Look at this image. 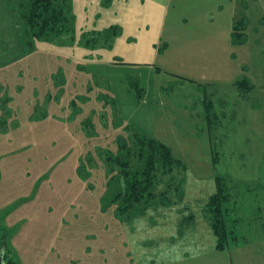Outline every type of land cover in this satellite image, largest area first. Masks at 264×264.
Wrapping results in <instances>:
<instances>
[{
	"label": "rangeland",
	"instance_id": "374dc122",
	"mask_svg": "<svg viewBox=\"0 0 264 264\" xmlns=\"http://www.w3.org/2000/svg\"><path fill=\"white\" fill-rule=\"evenodd\" d=\"M222 1L56 0L71 16L67 31L29 46L16 0H0L7 261L242 264L241 256H264V231L253 232L246 214L264 207V0H242L233 28ZM141 138L168 146L185 168L157 172L155 200L126 216L113 201L125 189L115 158L136 162ZM217 176L229 194L226 249L183 261L159 253L178 241L186 216L205 217ZM243 233L250 243L236 241ZM146 241L150 252L139 257L133 246Z\"/></svg>",
	"mask_w": 264,
	"mask_h": 264
},
{
	"label": "trees",
	"instance_id": "16d2710c",
	"mask_svg": "<svg viewBox=\"0 0 264 264\" xmlns=\"http://www.w3.org/2000/svg\"><path fill=\"white\" fill-rule=\"evenodd\" d=\"M16 2L21 9V18L30 31L29 46H32L33 40L47 39L62 34L67 31L66 27L71 23V16L66 7H62V3L57 5L56 0H16ZM238 23L234 24L233 39L237 33ZM238 85L247 86V80L239 81ZM138 145L141 149L136 155V162L133 158L131 159L133 156L122 159L116 156L115 158V167L120 166L123 170L125 189L117 194L113 201L117 205L118 213L126 216H130V210L136 206L145 204V208H148L155 200L156 195L153 190L156 185L157 172H172L174 168L183 167L170 148L156 140L141 138L138 139ZM222 180V177H216V191L209 197L202 211L217 237L219 249L228 246L229 236L233 232L225 220L226 212L223 206L228 201L229 194L222 185ZM1 251L5 254V264H12L7 261L6 250Z\"/></svg>",
	"mask_w": 264,
	"mask_h": 264
},
{
	"label": "crops",
	"instance_id": "0c3cea01",
	"mask_svg": "<svg viewBox=\"0 0 264 264\" xmlns=\"http://www.w3.org/2000/svg\"><path fill=\"white\" fill-rule=\"evenodd\" d=\"M225 2L228 3V7L225 9L224 15L227 17V21L232 23L231 26L233 28L234 19H236L238 15L242 12L241 9L242 0H225ZM238 82L239 81H237L236 84H238ZM144 213H147V211ZM246 214L249 216L250 219H252V221H254L253 222L254 225H252V227L257 226L254 230L252 228L250 230H253V232H256L258 234L260 233L261 230L264 231V207H256L250 213H246ZM185 219H187L185 226L178 225L176 228L178 230V231L176 230L177 233L176 235L179 238L178 241H176L175 239L173 240V242H170L169 240L168 243L165 245V247L159 253H161L165 257H167L168 255L170 256L178 255L179 258L182 259L183 261L190 257V252L198 256L203 254L208 255V253L212 254L214 252L223 251L226 249V248L219 249L217 247V237L213 232V229L211 228L209 221L205 217L204 218L201 217V213L198 214L197 217L188 215L185 217ZM240 237H242L241 240ZM236 241L237 242L243 241L242 244H248L250 243V238L243 233L239 235V238H237ZM232 243L235 242L232 241ZM143 246H145V249L142 247L138 248L137 244L133 246L134 247L133 250L135 254H137L139 257H141L142 255L145 256L144 254L150 252L151 244L149 241H146V244ZM55 256H56V264H65L62 255H55ZM150 261L151 262L148 264L151 263L154 264V259H152V257ZM256 261L263 264L264 256H259V255L251 256L250 254L241 256L242 264H254ZM75 262L76 261L70 258V260L67 261V264H74ZM132 263L133 261H131V264Z\"/></svg>",
	"mask_w": 264,
	"mask_h": 264
},
{
	"label": "water",
	"instance_id": "95a60500",
	"mask_svg": "<svg viewBox=\"0 0 264 264\" xmlns=\"http://www.w3.org/2000/svg\"><path fill=\"white\" fill-rule=\"evenodd\" d=\"M0 264H5V254L3 251L0 252Z\"/></svg>",
	"mask_w": 264,
	"mask_h": 264
}]
</instances>
